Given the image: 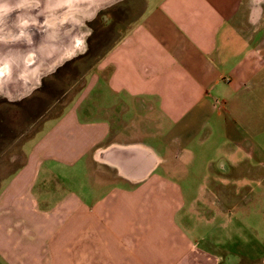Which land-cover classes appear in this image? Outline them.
<instances>
[{
	"label": "crops",
	"instance_id": "obj_1",
	"mask_svg": "<svg viewBox=\"0 0 264 264\" xmlns=\"http://www.w3.org/2000/svg\"><path fill=\"white\" fill-rule=\"evenodd\" d=\"M80 1L34 0L17 18L24 26L0 37V96L9 100L66 64L83 67L0 177V264H194L199 238L222 244L215 231L195 237L193 224L222 223L194 212L211 205L201 192L217 189L195 180L213 163L264 159V0H141L135 12L136 0H86L69 10ZM113 8L134 16L89 58L95 28L85 21ZM240 181L225 189L243 190ZM221 217L228 229L249 218ZM230 247L222 264L255 257L241 238Z\"/></svg>",
	"mask_w": 264,
	"mask_h": 264
},
{
	"label": "rangeland",
	"instance_id": "obj_2",
	"mask_svg": "<svg viewBox=\"0 0 264 264\" xmlns=\"http://www.w3.org/2000/svg\"><path fill=\"white\" fill-rule=\"evenodd\" d=\"M34 0H0V37H8L17 32L20 26L18 22V17H29L33 10ZM38 2V1H37ZM86 0L80 1V4L73 3L69 10H79L85 6ZM141 0H136L135 8L132 10L135 12L139 9ZM89 5V4H88ZM82 6V7H80ZM134 6V5H132ZM18 8H21L18 12ZM86 8V7H85ZM84 8V9H85ZM120 10V9H119ZM116 8L111 10L112 14L103 15L101 19H94L92 23L90 21H85V24L89 27V31L92 32V28H95L90 35V49L89 58L97 54V50L105 48V44H108L111 38L118 35V26L123 22L125 25L126 21L130 20L134 13H130L123 17V12H119ZM2 13V14H1ZM77 14L82 13L81 11L76 12ZM84 13V12H83ZM82 13V15H83ZM78 14V15H79ZM83 17V16H81ZM12 19V20H11ZM8 21V23H6ZM94 26V27H93ZM81 27V26H80ZM92 29V30H91ZM15 32V33H16ZM91 34V33H90ZM83 67L74 66V64H66L63 66L59 72L55 75L48 77L40 88L36 91V96L31 99L19 103H14L15 100H7V98L0 96V177L6 172L12 170L21 160L22 154L20 152V144L24 137H27L34 132L35 129L39 127L43 119L46 116L53 115L58 112L60 105L66 102L73 89L81 82L79 75ZM82 75V74H81ZM74 76L76 78H74ZM250 147V145H248ZM243 154V153H238ZM243 157L244 159L239 160L236 165V160L231 161V166L228 170L225 168L224 162L213 163V169L208 173L202 174L196 182L206 183L215 182L216 190H204L201 192L203 197L208 200L210 199L211 205L208 202H204V207L196 211L203 217L208 218L211 214L216 213L218 219H221L222 223L214 226L206 224H201L195 226L196 235L195 237H200L202 234H209V232L216 233V238L221 242L218 237L222 240V244L214 243L205 238H199L195 242V246L198 248L192 253L193 263L198 264V262L205 261L206 263L216 258L218 264L224 263L223 257H225V248H231L232 239L243 240L248 246L254 247L255 257L264 260V221L258 220L260 215L264 216V159H256L255 157ZM170 164L177 165L180 164V170L183 171V162L180 160L179 156L173 155V158L168 160ZM180 161V162H179ZM218 161V160H216ZM242 167H247V169H254L257 173L250 174H240ZM257 170V171H256ZM240 178L245 180V188L243 190H231L230 187L225 189V184H234L238 187L240 183ZM230 186V185H228ZM191 193H196V191H191ZM230 198V199H227ZM183 213L194 214L193 208L186 207L183 208ZM225 215L232 214H248V220L229 222V229L224 227L227 222H224ZM254 216V217H253ZM255 218L252 222L251 218ZM223 218V219H222ZM192 223H188L187 226L190 228ZM239 226H242V230H237ZM227 233V235H226ZM224 242V243H223ZM200 248V249H199ZM196 249V248H195ZM212 254L211 259L207 256L208 253ZM213 253H216L214 256ZM255 257L249 256H238V262L243 264H257L260 263ZM258 261V262H257Z\"/></svg>",
	"mask_w": 264,
	"mask_h": 264
},
{
	"label": "trees",
	"instance_id": "obj_3",
	"mask_svg": "<svg viewBox=\"0 0 264 264\" xmlns=\"http://www.w3.org/2000/svg\"><path fill=\"white\" fill-rule=\"evenodd\" d=\"M94 19H96V16H94L92 18V20L90 21V23H92L94 21ZM40 90V89H39ZM36 91H34L33 93H31L30 95L26 96V97H23L21 99H18V100H15L14 103H19L20 101L23 102V101H27L29 99H31L32 97L36 96L37 94H35ZM8 100V99H7Z\"/></svg>",
	"mask_w": 264,
	"mask_h": 264
}]
</instances>
